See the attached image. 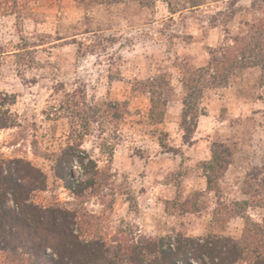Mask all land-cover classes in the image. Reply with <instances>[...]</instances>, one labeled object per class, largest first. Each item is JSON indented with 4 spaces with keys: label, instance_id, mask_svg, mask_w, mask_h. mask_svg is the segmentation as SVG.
Listing matches in <instances>:
<instances>
[{
    "label": "rangeland",
    "instance_id": "rangeland-1",
    "mask_svg": "<svg viewBox=\"0 0 264 264\" xmlns=\"http://www.w3.org/2000/svg\"><path fill=\"white\" fill-rule=\"evenodd\" d=\"M2 1L0 93L19 122L0 159L46 173L36 202L76 210L87 238L212 233L258 249L242 264L264 257V0ZM66 149L73 178L80 151L98 163L84 194L56 176Z\"/></svg>",
    "mask_w": 264,
    "mask_h": 264
},
{
    "label": "trees",
    "instance_id": "trees-1",
    "mask_svg": "<svg viewBox=\"0 0 264 264\" xmlns=\"http://www.w3.org/2000/svg\"><path fill=\"white\" fill-rule=\"evenodd\" d=\"M2 2L0 11L7 9ZM2 53L4 50L0 47V57ZM189 94L184 95L182 112L187 142L192 140L200 117L191 99L193 94ZM15 103V94L0 93V130L18 125L11 109ZM153 106H158L154 98ZM151 113L155 117L153 110ZM80 152L84 154L78 158L85 165V179L72 176L71 150H64L55 160L56 176L76 195L95 187L100 173L97 161L89 153ZM230 163L227 157L220 168L226 171ZM208 181L211 183L212 178L208 177ZM46 188V173L30 160L0 159V252L5 264H242L249 254L260 256L257 248L244 246L230 236L212 233L199 237L182 233L174 237L139 235L136 240L124 234L111 241L102 237L87 238L80 231L76 210L62 205L44 206L35 201V194ZM254 264H264V257Z\"/></svg>",
    "mask_w": 264,
    "mask_h": 264
}]
</instances>
